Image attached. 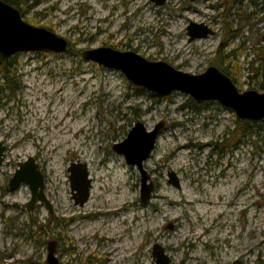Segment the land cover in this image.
<instances>
[{"label": "rangeland", "instance_id": "rangeland-1", "mask_svg": "<svg viewBox=\"0 0 264 264\" xmlns=\"http://www.w3.org/2000/svg\"><path fill=\"white\" fill-rule=\"evenodd\" d=\"M179 2L21 1L27 9L22 18L66 38L70 50L16 54L13 93L0 77V143L6 148L0 264H46L51 241L60 264H154V245L164 248L170 264H264V119L251 122L250 136H240L233 111L218 102L195 104L178 91L157 97L132 86L121 71L79 55L97 47L130 50L193 75L228 67L240 92L264 91V51H257L264 25L256 40L250 27L243 28L245 45L231 54L242 41H228L221 0H203L197 13L181 10ZM190 21L206 23L214 35L188 43ZM217 53L228 56L220 66L212 63ZM138 121L147 131L164 122L143 162L154 184L146 204L137 167L112 150ZM29 157L43 175L52 211L42 202L27 211L30 189L8 188ZM70 163L84 164L92 180L81 207L71 198ZM170 174L178 189L168 182Z\"/></svg>", "mask_w": 264, "mask_h": 264}, {"label": "water", "instance_id": "water-1", "mask_svg": "<svg viewBox=\"0 0 264 264\" xmlns=\"http://www.w3.org/2000/svg\"><path fill=\"white\" fill-rule=\"evenodd\" d=\"M156 6L165 4L166 0H150ZM187 42L204 40L213 36L214 32L203 22H189L186 26ZM262 40H264V35ZM70 50L69 41L44 27H36L22 18L21 12L14 6L0 0V63L12 56L25 52H50L65 54ZM85 61L93 62L107 70L121 71L128 82L139 89H144L157 97H165L178 91L186 93L196 104L208 101L218 102L221 106L233 111L240 121L259 122L264 119V91L254 90L240 92L231 77L223 74L217 67L209 66L201 74H190L169 65L165 61L148 60L133 51L116 50L111 47L86 49L79 53ZM164 127V122L157 123L151 131H147L144 123L138 121L132 126L127 137L112 146V150L124 156L125 162L136 166L140 174V202L146 204L154 190L150 176L143 169L157 143V138ZM6 148L0 143V165L4 161ZM67 169L69 188L74 205L82 206L89 199L92 180L88 176L87 167L82 163H70ZM44 178L35 160L18 164L14 175L10 178L8 188L17 190L21 184L30 189L27 211H31L37 202L46 205L44 195ZM168 182L175 188L180 184L174 174L169 175ZM47 244L46 264H60L56 256L57 243ZM154 264H170L164 248L160 245L152 247ZM232 264H240L235 260Z\"/></svg>", "mask_w": 264, "mask_h": 264}, {"label": "flooded vegetation", "instance_id": "flooded-vegetation-1", "mask_svg": "<svg viewBox=\"0 0 264 264\" xmlns=\"http://www.w3.org/2000/svg\"><path fill=\"white\" fill-rule=\"evenodd\" d=\"M168 1V0H166ZM180 1V0H176ZM203 0H181L180 5H181V10L186 11V12H195L197 13V7L199 4L202 3ZM221 7L224 9V16L225 19L227 20V24L229 27V34L228 36V41L231 43H235L237 39H243L242 34V29L243 28H249L251 30V35L252 37L256 40L257 39V34H259V27L264 25V15L262 18L258 17L259 14L261 13L264 5V0H221ZM250 10L249 13H246V16L244 13ZM264 14V13H263ZM250 19H253L254 23H248ZM191 22V21H190ZM206 24V23H205ZM207 25V24H206ZM250 25V26H249ZM208 26V25H207ZM231 26H234L235 29L232 30ZM209 27V26H208ZM210 28V27H209ZM214 32V31H213ZM258 32V33H257ZM264 35V27L261 28V33L259 36V46L257 48V51H264V40H262ZM246 40V38L244 37ZM245 45V42H241V44L237 45L233 50H231V54H237V51L242 49L243 46ZM256 47V46H255ZM259 61H261L259 59ZM238 88V87H237ZM92 184V183H91ZM27 207V206H26ZM238 260V259H236ZM241 264V261L238 260Z\"/></svg>", "mask_w": 264, "mask_h": 264}, {"label": "trees", "instance_id": "trees-1", "mask_svg": "<svg viewBox=\"0 0 264 264\" xmlns=\"http://www.w3.org/2000/svg\"><path fill=\"white\" fill-rule=\"evenodd\" d=\"M3 1L6 2L7 4H10V5L14 6L15 8H17L21 12L22 16L26 14L27 9L19 7V5L21 4V1H23V0H3ZM25 1L30 2V0H25ZM38 1L39 0H34V3H37ZM16 56L17 55H14L10 59L5 60V61L0 63V77L2 76L3 83H4L3 84L4 89L10 91V93H13V91L16 90L17 86H18V84H16V83H13V82L10 83L11 81L9 79V75L12 74V72H14L13 66L17 64ZM227 57H228L227 55H226V57L225 56L220 57V55L218 54V56L215 58V61L212 63L217 65V66H220L223 64L222 62L226 61ZM253 63L254 62H251V65ZM227 68H224L222 70H220L219 68L218 69L223 74H226L230 77L231 73L227 70ZM0 90L2 91L3 89H0ZM191 104H192V106L196 107L195 104H193V103H191ZM235 127H237V130H238V131H235V133L241 134L240 136H247L248 137L251 135L252 130H253V126H252L251 122L242 121V120L239 121L238 119L235 120ZM233 133H234L233 131L230 132V134H233Z\"/></svg>", "mask_w": 264, "mask_h": 264}, {"label": "bare ground", "instance_id": "bare-ground-1", "mask_svg": "<svg viewBox=\"0 0 264 264\" xmlns=\"http://www.w3.org/2000/svg\"><path fill=\"white\" fill-rule=\"evenodd\" d=\"M204 210H206V208H205V207H202V208L198 211V213L201 214V213L204 212ZM215 214L220 215L221 213H219L218 211H216ZM192 235H196V236H198V233H197V232H196V233L194 232V234H192ZM183 236H184L185 238L188 237V236L186 235V233H184Z\"/></svg>", "mask_w": 264, "mask_h": 264}]
</instances>
